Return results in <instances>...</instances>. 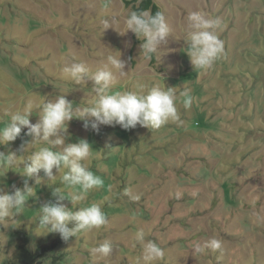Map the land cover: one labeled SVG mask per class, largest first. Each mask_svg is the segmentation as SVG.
<instances>
[{"label":"rangeland","instance_id":"374dc122","mask_svg":"<svg viewBox=\"0 0 264 264\" xmlns=\"http://www.w3.org/2000/svg\"><path fill=\"white\" fill-rule=\"evenodd\" d=\"M154 2L170 35L151 64L135 34H120L130 10L122 0H0V120L29 99L63 95L74 111L87 106L95 82L86 77L77 84L62 68L76 61L95 71L117 51L128 75L117 77L113 91L144 83L190 93L187 104L183 97L176 101L182 122L157 129L101 125L94 131L75 116L67 122L65 144L53 150L86 140L92 152L82 163L103 180L83 201L70 200L73 190L61 182L67 169H53L54 179L41 172L40 184L22 175V163L0 169V193L22 189L26 180L34 190L15 221L0 224V264L14 254L20 232L33 249L51 245L36 264H144L138 231L163 250L151 264H264V0ZM197 11L221 19L223 52L205 69H194L185 53L187 17ZM113 17L121 23L104 29L101 20ZM32 139L22 132L0 152L27 157L35 148L18 149ZM57 188L69 210L99 204L106 223L67 241L38 229L39 210L57 202ZM212 238L221 241L219 249L195 251ZM105 241L111 254H93Z\"/></svg>","mask_w":264,"mask_h":264},{"label":"clouds","instance_id":"9594fccd","mask_svg":"<svg viewBox=\"0 0 264 264\" xmlns=\"http://www.w3.org/2000/svg\"><path fill=\"white\" fill-rule=\"evenodd\" d=\"M104 29L119 25L121 20L109 18L101 20ZM123 31L135 34L141 41V57L144 61L158 60L159 46L170 35V28L163 12L155 14L151 10H129L123 18ZM221 27L219 17H209L201 12H192L187 17L186 55L194 69L210 67L214 60L223 52V41L217 35ZM126 62L121 59L119 51L109 55L106 62L95 71L83 62L72 61L62 68L63 75L80 84L87 77L95 82L93 98L87 106L76 107L65 96L60 95L55 100L29 99L22 109L6 112V120H0V146H6L15 141L24 132L25 136L32 137L31 143L25 141L18 151L26 152L30 148L35 151L27 157H18L16 152L5 154L0 152V169H13L16 163H22V175L27 178L35 177L36 184L41 183L39 174L44 173L49 179H54L53 169L63 171L61 182L67 189H72L70 200L73 204L83 201L85 193L103 184L100 176L96 175L82 162L87 160L92 152L90 144L81 139L77 143H69L62 151H54L53 147L65 144L62 132L66 131L67 122L74 116L84 122V128L91 127L98 131L99 126L119 125L124 129H132L137 125L157 129L169 120L180 121L176 106L178 98H185L187 104L190 95L184 88L177 93L176 89L154 85L149 87L139 83L136 90L113 91L117 77H125ZM39 117L36 123H31L33 112ZM27 130L26 132L24 130ZM55 137L54 139H52ZM79 191H75V189ZM129 190L125 189L127 194ZM34 194L27 180L23 188H16L10 193H0V224L21 214L25 209L26 201ZM57 197L56 203H45L39 210L38 229L47 233H58L63 240L75 237L77 233L99 228L106 223V215L97 203L69 210L62 203L65 199L63 189L57 188L52 193ZM138 198V197H137ZM71 225V226H69ZM136 240L143 245L144 264L163 256V250L152 240L145 241L144 233L138 231ZM195 251L203 252L205 248L217 250L221 241L212 238L201 246L197 243ZM112 245L105 241L92 248V253L107 257L112 252Z\"/></svg>","mask_w":264,"mask_h":264},{"label":"trees","instance_id":"16d2710c","mask_svg":"<svg viewBox=\"0 0 264 264\" xmlns=\"http://www.w3.org/2000/svg\"><path fill=\"white\" fill-rule=\"evenodd\" d=\"M123 5L135 11H145L151 10L153 14L155 12L160 11V7L154 2V0H122ZM135 44H139L141 42H137L134 40ZM257 56V55H256ZM129 57L131 58V52H129ZM260 58L264 57L263 55H259ZM151 64L154 63V58L150 61ZM132 63V61H131ZM120 158L118 157V162ZM18 235V242L15 245L14 254L11 257H7L4 264H36L38 260H41L46 253L51 248L50 244L40 242L35 249H33L30 245V241L24 232ZM39 264V263H38Z\"/></svg>","mask_w":264,"mask_h":264}]
</instances>
